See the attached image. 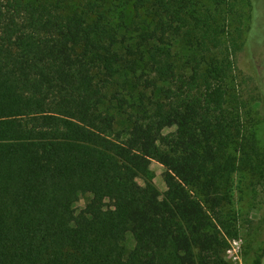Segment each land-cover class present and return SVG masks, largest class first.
Listing matches in <instances>:
<instances>
[{
  "label": "trees",
  "instance_id": "16d2710c",
  "mask_svg": "<svg viewBox=\"0 0 264 264\" xmlns=\"http://www.w3.org/2000/svg\"><path fill=\"white\" fill-rule=\"evenodd\" d=\"M232 10L0 0V264H225L233 175L263 173L228 99ZM147 159L171 188L132 177ZM245 264H264V239Z\"/></svg>",
  "mask_w": 264,
  "mask_h": 264
},
{
  "label": "rangeland",
  "instance_id": "374dc122",
  "mask_svg": "<svg viewBox=\"0 0 264 264\" xmlns=\"http://www.w3.org/2000/svg\"><path fill=\"white\" fill-rule=\"evenodd\" d=\"M76 1L69 0V3ZM117 3L114 2L115 5ZM228 3L232 4L233 10L227 15L229 26L226 29L229 34L224 35L223 47L227 48L234 61L227 83L228 99L241 103L242 122L263 158V173L260 176L248 171L234 173L230 202L222 207L226 226L225 230H221L226 242L222 258L225 264H245L264 239V0H228ZM125 12L129 23L131 9L127 8ZM124 124L123 117L118 116L117 128ZM160 127L164 133L170 131ZM234 150L235 146L230 152L234 153ZM132 177L141 185L146 181L152 182L158 193L171 188L174 183L171 174L151 159L145 160L142 170L132 173ZM85 201L86 195L81 194L74 204L75 209L80 210ZM123 245L127 252L133 248L134 240L130 233L126 234Z\"/></svg>",
  "mask_w": 264,
  "mask_h": 264
},
{
  "label": "built area",
  "instance_id": "2783aa9c",
  "mask_svg": "<svg viewBox=\"0 0 264 264\" xmlns=\"http://www.w3.org/2000/svg\"><path fill=\"white\" fill-rule=\"evenodd\" d=\"M234 242V245H237V242H235V241H233ZM231 247H232V245H231ZM234 249H231V251H233Z\"/></svg>",
  "mask_w": 264,
  "mask_h": 264
}]
</instances>
